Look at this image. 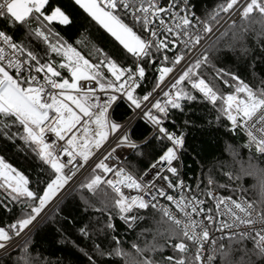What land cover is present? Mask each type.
I'll use <instances>...</instances> for the list:
<instances>
[{"label": "snow or ice", "instance_id": "1", "mask_svg": "<svg viewBox=\"0 0 264 264\" xmlns=\"http://www.w3.org/2000/svg\"><path fill=\"white\" fill-rule=\"evenodd\" d=\"M198 6L0 0V152L11 144L30 165L0 155V264H264V207L231 171L219 183L197 147L201 174L186 179L190 122L173 119L210 106L209 124L264 156V0ZM222 44L253 61L252 82L218 61ZM122 109L150 132L133 135ZM143 213L155 227L136 233ZM46 228L66 256L37 239Z\"/></svg>", "mask_w": 264, "mask_h": 264}, {"label": "trees", "instance_id": "2", "mask_svg": "<svg viewBox=\"0 0 264 264\" xmlns=\"http://www.w3.org/2000/svg\"><path fill=\"white\" fill-rule=\"evenodd\" d=\"M218 0H198L197 13L202 14L204 8H211L217 3ZM54 5H62L65 9L72 11V0H52ZM84 32V29H80ZM222 50L217 54L218 61L224 66L231 67L234 71L238 72L243 78L247 81L252 82L253 69L249 67V64L253 63L252 60H238L236 56L229 50L221 45ZM107 50V49H105ZM128 64H131V60L128 61ZM127 66V65H126ZM255 72L259 77H264V65L259 63V48H257V61L255 66ZM188 109L185 113H178L173 119L177 122H182L184 119H187L190 123L185 132L187 135L188 148L185 152L184 162L188 166L184 169L185 178L189 179L194 176H200L201 170L196 167V164L193 163L192 157L195 156V153L191 151L193 147H197L201 151V155L205 158L204 164L208 167L216 166V173L218 175V182L223 181L222 173L223 169L231 171L233 173H240L241 167H246L252 162L264 163V156H261L259 153H255L249 149L243 148L242 146L246 143V140L242 137L236 136L234 133L229 135L226 133L225 127L213 122L209 124V121L215 120V114H210V106H206L200 102H192L188 105ZM121 122L126 120L131 111L121 110ZM191 122H195L194 124ZM169 126H171L169 124ZM133 135L140 136L141 134H147L150 132V127L147 126L146 122L143 119H138L131 128ZM235 153V154H234ZM0 155H5L8 162L13 163L14 166L24 169L29 167V162L25 160L24 155L18 153L16 149L9 144L7 146L6 152H0ZM200 163V161H197ZM145 165L141 163V167ZM222 166V167H221ZM204 172H207V167L203 168ZM247 184V181H245ZM245 196L248 198L246 192ZM73 201L70 198L66 201V207H72ZM146 218L140 222L139 227L136 229V233L140 232L141 229L145 228H154L155 224L150 217L152 213H143ZM159 217L157 216V219ZM119 224V221H117ZM121 232L124 231L123 226H121ZM136 233H128L123 238L132 241L136 238ZM58 239L54 237V233L50 228L43 229L41 234L37 239L42 240L45 245H51V251L53 252L52 259L57 257L66 256L68 251L61 248L59 245L53 243V240ZM227 240V239H226ZM248 247H251L249 244ZM47 256V253L45 254ZM75 256V253H72ZM241 257L240 253H236L232 258L234 261H238ZM217 264H220L219 258L217 259Z\"/></svg>", "mask_w": 264, "mask_h": 264}, {"label": "clouds", "instance_id": "3", "mask_svg": "<svg viewBox=\"0 0 264 264\" xmlns=\"http://www.w3.org/2000/svg\"><path fill=\"white\" fill-rule=\"evenodd\" d=\"M252 170L248 172L233 173L239 177L238 187L248 195V201L258 208L264 207V163H250ZM247 165L245 168H247ZM247 181V184H245Z\"/></svg>", "mask_w": 264, "mask_h": 264}, {"label": "built area", "instance_id": "4", "mask_svg": "<svg viewBox=\"0 0 264 264\" xmlns=\"http://www.w3.org/2000/svg\"><path fill=\"white\" fill-rule=\"evenodd\" d=\"M212 39H215V37H212ZM138 119H142V118L135 117L134 114L131 113L130 116H129L126 120H124V121L131 120V128H132V126L134 125V123H135ZM124 121H123V122H124ZM131 128H130V131H131ZM186 179H187V178H186ZM225 182H226L225 179H224L223 181H219V183H225ZM232 187H237V185L235 184V182L232 184ZM219 194H221V195L232 194V195H234V197H235L236 195H239V192H237V193H230V192H225V191L221 190V191L219 192ZM243 194H244V193H243ZM244 196H245V194H244ZM245 198L248 199L246 196H245ZM225 239H227V237H225Z\"/></svg>", "mask_w": 264, "mask_h": 264}, {"label": "rangeland", "instance_id": "5", "mask_svg": "<svg viewBox=\"0 0 264 264\" xmlns=\"http://www.w3.org/2000/svg\"><path fill=\"white\" fill-rule=\"evenodd\" d=\"M226 171H227V170H224V169H223V172H226Z\"/></svg>", "mask_w": 264, "mask_h": 264}, {"label": "crops", "instance_id": "6", "mask_svg": "<svg viewBox=\"0 0 264 264\" xmlns=\"http://www.w3.org/2000/svg\"><path fill=\"white\" fill-rule=\"evenodd\" d=\"M53 4V3H52ZM54 5V4H53ZM81 33H83V31H81ZM63 34V33H62Z\"/></svg>", "mask_w": 264, "mask_h": 264}]
</instances>
